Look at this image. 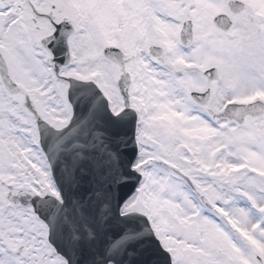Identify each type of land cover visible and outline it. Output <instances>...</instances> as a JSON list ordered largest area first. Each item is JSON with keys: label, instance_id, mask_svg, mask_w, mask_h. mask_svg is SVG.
Masks as SVG:
<instances>
[{"label": "snow or ice", "instance_id": "1", "mask_svg": "<svg viewBox=\"0 0 264 264\" xmlns=\"http://www.w3.org/2000/svg\"><path fill=\"white\" fill-rule=\"evenodd\" d=\"M0 264H264V0H0Z\"/></svg>", "mask_w": 264, "mask_h": 264}]
</instances>
